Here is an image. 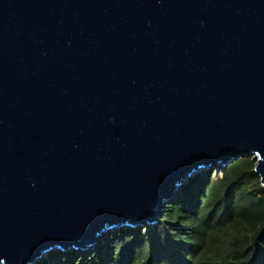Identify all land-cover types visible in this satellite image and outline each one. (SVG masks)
I'll return each mask as SVG.
<instances>
[{"label":"water","instance_id":"water-1","mask_svg":"<svg viewBox=\"0 0 264 264\" xmlns=\"http://www.w3.org/2000/svg\"><path fill=\"white\" fill-rule=\"evenodd\" d=\"M249 156L264 188V0H0V264L156 225Z\"/></svg>","mask_w":264,"mask_h":264},{"label":"trees","instance_id":"trees-1","mask_svg":"<svg viewBox=\"0 0 264 264\" xmlns=\"http://www.w3.org/2000/svg\"><path fill=\"white\" fill-rule=\"evenodd\" d=\"M251 156L189 178L156 225L119 227L35 264H264V188Z\"/></svg>","mask_w":264,"mask_h":264},{"label":"rangeland","instance_id":"rangeland-1","mask_svg":"<svg viewBox=\"0 0 264 264\" xmlns=\"http://www.w3.org/2000/svg\"><path fill=\"white\" fill-rule=\"evenodd\" d=\"M208 169H210V168L202 169L201 171L194 173V175H196V174H200V173H202V172H206ZM194 175H193V176H194ZM193 176H191V177H193ZM191 177H190V178H191ZM187 181H188V180H187ZM187 181H186V182H187ZM152 226H154V225H152ZM145 227H147V226L142 227V229H144ZM106 232H107V231H106Z\"/></svg>","mask_w":264,"mask_h":264}]
</instances>
